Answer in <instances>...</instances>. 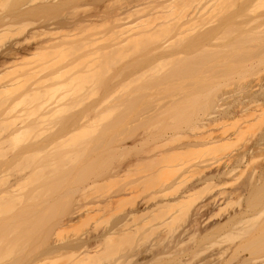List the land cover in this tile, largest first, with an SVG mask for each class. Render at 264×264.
<instances>
[{"label":"rangeland","instance_id":"1","mask_svg":"<svg viewBox=\"0 0 264 264\" xmlns=\"http://www.w3.org/2000/svg\"><path fill=\"white\" fill-rule=\"evenodd\" d=\"M14 1L16 3L17 0ZM38 1L39 0H33V2ZM110 1L111 0H109V2L105 0L98 4V0H72L70 2L67 0V4H65V0V3L63 2V6H61L63 4L61 3L58 5L61 7L58 8L56 6L57 9H52V11L49 10V12L47 13L45 11H43L44 13H39L40 11H36L34 13L38 12L37 14H26V16L19 18V24L8 27L6 31L0 35V60L2 61L0 64V86L5 85L2 87V89L5 88L6 90H3L2 93H5V95L0 94L2 96H0V99L7 100V102H5L6 100H1L0 102V114H2L0 115V137L3 138L2 142L0 141V143L2 144L0 145L3 146V149H1L0 151V161L2 159H5L7 161L8 159H6V154L3 153H7V156H9L11 152L14 153L15 151H19L22 145H25L26 143L28 144L26 145L28 147L25 146L26 149L23 147L24 151L22 148V151L20 150L21 153H24L30 148V143H33V149L35 148L36 143L38 145L41 144L42 146L44 144V147L46 146L48 148L49 146H53L52 148L59 146L62 139L65 140V138H69L66 137L67 135L63 130H65V132L70 131L72 127L76 129V127L80 123H78V120L80 121V119L84 122H81L83 125L87 122V127L84 125L85 128H88L89 125L93 126V124H97L96 126H93V129L95 127L96 129L99 128L97 129L99 130L98 132H96V130L93 131V129H90L94 132V134H92L89 128L86 129L91 133L90 135L88 134V136L85 137V135H87L86 130L83 126L82 129L81 125H79L80 129H82L81 131H77L79 127L78 126L75 130V133H78H73L74 135L72 134V136L69 134L70 137L74 136L73 138H81L83 137V135H80V133H82L84 134L83 138H87V140L89 138L93 140L97 138V135L99 137L97 138L98 140L95 141L97 143L96 146H93V143L95 144V142L91 143L89 141V143L86 140V144H90L93 147H89L84 144L86 145V147H84V149L82 148V151H80V153L78 148H80L81 146H77L78 148L76 147L75 149L78 150L76 151L74 148H72L74 149L73 151L75 153L72 150L71 153H64L62 155V159L60 156L62 153L59 152L58 154L59 150L57 147V154L55 152L56 155H51L56 157L55 160L57 162H55L54 166H56L57 164V169H54L53 166V169L51 168V166L50 168L46 167L45 164V167H42L44 159L46 163L47 160H49L48 158L46 159V157L43 156L44 153V155L48 154L49 157L50 152L47 148L46 149L48 151H46L45 149V152H43L42 150L43 153L39 152L36 155V153L34 152H36L37 150L40 151L39 149H41L40 147H37L35 149L36 151L33 152L35 156L33 155V153L31 154L29 152L31 154L29 155L30 157L25 154L27 153L25 152V155L23 154L24 160L22 158V160L16 165H12L15 162H11L10 165L12 166H10V162L6 164L5 160H2V163L4 164V166H6L7 170L5 171L3 180L1 178L2 172L0 174V191L3 192L4 189L6 191V188L9 189L10 186L12 190H9L10 193H8L7 190V196L5 192V197L0 199V264H80L81 261L79 260V256L81 255L77 256L79 253H60L52 251V249L57 248V246H60L62 244H66L71 239H76L85 235L91 236L93 242L96 239L99 240L109 228L116 225V223H118L124 217H127L129 219V226L135 231L132 229V232H134H130L131 234L129 233V235L124 238L122 237V239H117L118 237H116V239L111 238L113 240H110V238H108L106 242L103 240L102 244H100L96 249H91V251L97 250L96 253L98 254L94 256L92 254L93 257L91 256V260H88L89 263L86 261V264H107L108 262L110 264H113L115 261H117L118 264L124 261V264H264V175L262 177V172L264 170V144L261 146V148H257L253 152L254 154L252 156H248L245 163L240 164L239 167L235 168L229 173L225 172L228 155L237 153L245 146L254 144L259 141L260 136L264 131V112H255L252 110L253 108L250 107L249 109H246L244 115H241L242 119L241 116H236L234 122L231 121L232 119H229L230 122L228 120L227 122L224 121L225 123L220 122L206 124L207 126L204 125L206 127L197 126L196 128L194 125H198L199 119H201L203 113L208 108H206V110L204 109V112H202V108L200 107L202 110L201 111L199 108H197L198 106H195L194 103H192V106L187 107V102V106H185L186 108L184 107V109L182 110L184 112L182 116H178L181 115V112H178L179 114L177 113L176 115L175 112L177 111V106L174 109L168 108L169 110H166V112L169 111L168 113H171V115H173V117L171 116L169 117V119L176 118V115L179 117L178 120L173 119V121H171L172 119H170L169 121L168 118H166V116H170L168 113L164 112V114H162L160 113V111H157L158 114H161L160 116H162L161 118L162 120L164 119V121L158 120L161 118L156 116V118H158V122L156 121V119V122L153 121V118L151 121L155 123L147 120L146 123L148 121H150L151 123L148 122L147 124H145V121L143 122L139 120L140 124L135 125L136 121L132 120L130 121V123L132 122L133 124V121L135 122L133 127H130V123L128 127V123L125 120L124 122L122 121L123 125L125 122L127 123L126 126L129 128L130 132H128L129 130L126 126H120L122 128L119 127V125H121L120 123L122 122L118 123L119 125L115 124L116 127L118 126L116 129L113 128V126L111 128V121L110 123L108 122V126V124H104V122L107 123L106 120L108 121V119H104V121L99 120V118H101L99 116V113L102 112L101 110L99 112V92H101V90L103 89L102 86H100L102 89L99 87V76L101 77L100 73L104 75L103 72H107V70H101L99 72V56L97 55L98 58L96 57V54H98L99 52L95 53V51H97V49H101L99 48L101 47L99 46L101 42L102 46L106 44V42H110L109 38L112 37V34H110L111 32L109 33L108 31V38H105V40L103 41L99 38V35H104L103 37L101 36V38L104 39V37L108 34L106 31L100 30V28L104 27V24L106 25L107 23L101 24L100 19L96 17H94L95 20H99H94L93 23H90L83 28H78L75 31H72V33L74 32L75 35L77 34L76 38L83 39L84 37H86L84 38V41L91 39V41L89 40L90 42L87 41V43L89 42L87 46H84L86 45L85 42L84 44H82L83 40L81 41V39H79L80 43L77 41L79 44L83 45V48L86 47L84 50L82 47H80L82 48L80 49L78 44L77 48H79L80 50L71 52L73 54H71L69 51L71 49H65V51L61 50L63 54L56 51L54 52V54L47 53V55H37L39 57L31 54L33 51H29L30 53L27 51L28 53H24L16 57L10 55L6 56L4 54L5 51H7V49L10 47V45L15 41L22 42V44L23 42L26 43L29 40V38L27 39V37H30L31 32L36 31L41 27L43 28L44 25L45 27H47L45 24L47 21L62 22L67 16H79L83 14H85L86 16H93L94 14L97 15L99 14V12L95 13V10L99 11L98 6H100L104 2H107V4H111ZM229 1L231 0H227V3H229ZM242 1L240 2L239 0V4H241ZM4 2H0V19L4 12L5 14H11L15 8H13L12 4L15 3L12 0L7 1V3ZM224 2L222 1V3ZM263 2H260V4L257 5V8L255 7L256 10L258 9L257 11H259L258 6H260V8H263ZM227 3L225 2V4ZM235 3L236 0L233 3L231 2V6H233L232 4ZM102 5L100 6V8H102ZM236 5L237 3L233 7L234 9L236 8ZM229 6L230 5H227L229 9H226V5L222 4L221 11L224 10L228 17L230 13L232 14V12L240 16V5L236 8L238 10H230L232 7L230 8ZM253 10L254 12H252ZM253 10L251 11L252 15L253 13H256L255 9ZM224 11L221 12L223 13L221 14L222 16L225 14ZM235 11L240 12L236 13ZM93 12L94 14H92ZM243 14L241 13V15ZM129 17L132 20V15ZM242 17L244 18V16ZM235 18L238 21L237 23H239V17L237 18L235 16ZM128 19H126L125 21H128ZM241 20L243 19L241 18ZM242 22L243 21H241V23ZM234 23H236V21H234ZM99 24L103 26L100 27ZM135 24L136 21L135 23L133 22L131 26L129 24V28L134 27ZM252 24L254 25V23ZM239 25H236V27H239ZM242 25H246L244 30L246 28H249L250 26L249 24L244 23ZM247 25L249 26L247 27ZM229 26L231 27V25ZM234 26L232 27L236 28ZM261 26L262 25H260V28ZM106 27L107 30H110V28H108V24ZM127 27L128 25L126 26V28ZM232 27L231 29L229 28L230 34L232 31ZM243 27L244 26H240V28ZM240 28L238 30L242 31V29ZM236 29L235 31L237 32V34H240L241 31L239 32ZM225 30L227 29L225 28ZM262 30L264 29L262 28ZM235 31H232V34H236ZM100 32H104L105 34H107H101ZM226 32H223L220 35L222 37V40L226 39V41H228V38H223L222 36V34ZM263 32L264 31L258 32L257 36H263ZM259 33H262L263 35H259ZM227 34L229 35V31L226 33V35ZM235 34H233V37ZM228 35L226 37H228ZM46 36L47 35H45V38ZM230 37L231 35H229V39ZM24 39H26L27 41H24ZM34 39H30V43L28 42L27 44L31 45V42L34 44ZM258 41L256 43H258ZM103 42L105 43L103 44ZM259 42L262 41L260 40ZM256 43L254 41V44ZM262 44H264V42ZM29 45L25 47L30 48ZM76 45L77 44H75L74 46L75 48ZM259 47V49L263 52L264 50L262 49V45ZM75 48L74 50H77ZM226 49L219 50L218 54L217 52L215 53V60L212 59L214 64H217L216 58L219 53L224 52L226 57L228 53L230 54V52H228L229 50L226 54ZM234 51L237 52V50L235 49ZM255 51L259 53V50L256 49ZM57 52L58 55L55 56ZM130 52L131 54H133L131 50L128 51V54H130ZM203 54H205V52H203ZM209 54L210 58H214L215 55L212 52ZM211 54H213L214 56H211ZM130 55H127L129 57V60L132 59L133 55L135 54L131 56L132 58H130ZM225 55L223 56L225 57ZM260 55L259 61L255 62L256 59L254 61L252 60L254 62H252V64L254 65L251 66L250 64L251 67L246 61H244L246 62L245 64L247 66L242 69L245 73V75H243L245 79H242L245 81V84H248L249 86L247 85V88H245L246 85H244V91H242L243 93L240 92L243 99V95H245V98H249V94H256L255 91L257 89L258 92H263L264 52ZM127 56L126 60H128ZM220 57H218V59ZM210 58H207V60H209ZM227 58L228 61L229 58L231 59L229 55ZM233 59L236 58H232V62ZM205 60V63H203H208V61ZM212 60L209 62H212ZM226 61L227 60L224 61L225 63H221V61L219 63L218 60L219 66L220 64H222V66L224 65L225 68L227 67L226 70L223 67V69L225 70H222L224 71L223 73H219L220 69L218 70V68H220L221 66L215 67L216 64L215 66L213 64L215 70L211 66L215 73L217 70L219 75L221 74V77L216 79V76L214 75V78L211 73H209L212 70L211 69L210 71H208L209 75L214 78L211 79V81L213 82L211 84L215 83L216 86H211L208 84L206 85L209 86V89L212 88L211 90L213 91V87H216L218 91H222H220L221 93L219 92L217 95L215 94L216 96H220L225 90L224 94L226 93L227 98H229L228 101L225 99L223 100L224 105L221 108L223 112L236 107L239 103V101L237 100L242 99L237 98L240 95L236 91V87H238V85L241 86L242 83H239L241 81L240 77L242 74H240V71L239 77L238 70L240 69H238L239 66L237 68L238 63L235 67H233V62L231 64L232 67L229 66L228 68V66L225 65ZM230 61L227 62L228 65H230ZM85 65H92L91 67L94 66V68H87L88 66L84 67L88 70L91 68V70H89V73L85 71L86 69L80 70V68ZM116 66H112L115 73L117 71L115 70ZM168 66L169 65H167V67ZM209 67L210 66H207L206 69L209 70ZM109 69L107 72L108 74L105 75V78L107 75L112 74V69ZM75 71L79 72V75L84 76L83 78H87L89 74H94L96 72L93 78L95 81L92 79V75H89V80L87 79L89 82L84 81L82 77L80 80L77 72L76 74H74ZM83 73L85 74L83 75ZM205 73V75H207V71H205ZM86 74L88 75L86 76ZM122 74L118 76H120V78L122 76L125 78V76L128 75V72L124 71ZM140 74L137 73V76ZM201 74H203L204 77H201L200 75L197 76L198 74H196L195 76H197V78L199 79L201 78L202 80L204 78L207 79L208 76L205 77L204 73L202 72ZM230 74H232L233 76ZM142 75H140L139 77H141ZM229 75L232 77L229 78ZM71 76L72 78H77L76 81L73 80L75 81V85H69L68 83L70 82L69 80ZM132 76H134V78L136 77V79L138 80L134 79ZM132 76H127V78L125 79L132 78L134 79V81L136 80L138 83H141L142 81L140 80L145 78V76H143L139 79V77L137 78L136 74ZM102 77L104 78V76ZM113 77L114 76L112 74L110 77L111 80L107 78V81L109 79L110 83L114 82L112 81ZM120 78L119 81L122 80H120ZM38 79L39 81H44L45 84L58 83L54 84V86L56 85L55 88H58L57 95H66V98L68 99H72L74 96L75 98H77V95H79L80 97V93H82L83 95V93L86 92V94L84 95V99L82 98L83 100L81 98L76 99L77 101L74 99L75 102L72 103V100L69 99L71 102L70 105L69 101L66 99V103H69V106L65 103L64 105L58 106L57 109L54 108V111L56 112L52 110L49 114H43V121H53L54 124L41 125L38 124V119L42 121L41 115L38 117L37 115H39V113L43 112L44 110L42 111L37 107L38 111L36 110L37 113H35L36 108L34 107V109V105L30 104L32 105V107H29L31 108V110H28L27 112L26 110H24V112L28 114L26 118V114L23 113L22 109L25 106L28 107L29 105L27 106L24 104H20L18 103L19 101H16L19 92L26 90L25 87H28L27 84L29 85ZM189 79L191 80L190 77ZM77 81L79 82V84L81 82L84 83V85L81 83L82 85L78 86L79 89H76L78 88L76 87L78 85L76 84L78 83ZM104 81H106V79ZM127 81H129V83ZM182 81L184 82V80ZM198 81L194 82L197 83ZM257 81H261L262 84H257L254 90H252L253 88L250 89L252 83L256 84L258 83ZM97 82L98 84H96ZM126 82L125 84H127V87H130L129 89L132 91V88H135V86L131 88L134 83L131 81V85L130 80H126ZM183 82L180 81L181 84ZM249 82H251V84H249ZM177 83L175 85L179 84ZM189 83L195 84L193 83V81L192 83L191 81ZM7 84L11 85L8 86ZM13 84L16 85L13 86ZM60 84L63 87H60ZM173 84L174 83H169L170 86L172 85V89L175 90V88H173L175 85ZM200 84L198 85H200L201 89L206 87H203L204 84L202 85L201 82ZM258 85L261 86L262 90L259 89L260 86ZM81 86H84V88H81ZM157 86L158 85H156V87L153 86L155 88L154 90L153 87H151L145 90L142 89L141 91L137 90L136 87L132 95H135L133 97H137L140 94V98L139 96L135 98L138 102H140L141 100L144 102L146 98H158L160 97L159 94H154V92H151V90H159ZM53 87L52 89H54ZM178 87L180 88V86ZM243 87L242 89H240L243 90ZM67 90H69V92ZM50 91L52 90H49L45 94L50 93ZM76 91L80 93L77 94ZM136 91H139L140 93ZM142 91L145 92L143 93ZM206 91H208V89H204V92ZM228 91L230 92V94ZM238 91H240L239 88ZM162 92L163 91H161V93ZM176 92H178V90ZM6 94H9V99H11L10 97H13V95L16 97L14 99L12 98L13 101H11L8 100V96ZM165 94H163V96H165ZM43 96L41 98H47L49 94L45 95L44 97ZM163 96L161 98H163ZM166 97L169 96L167 95ZM204 97L205 96L203 95L202 98L204 99ZM202 98H200V100ZM79 99H81L82 101L80 100L78 102ZM148 100L146 101L148 102ZM200 100L195 103L197 105L201 104ZM234 100L238 103L233 102ZM244 100L246 101L247 98ZM96 101H98V106H95L94 108ZM153 101L154 100H152L151 103ZM140 103L137 104V107L138 105H140ZM232 103L237 104L233 105ZM144 104L141 103V105L144 107L142 108L143 110H145V107L147 106V103L145 104L146 106H144ZM206 104H204V106ZM91 105L93 106L91 107ZM184 105L186 104H183V106ZM207 105H209L208 107L211 106L210 108H212L213 106L212 103L211 105ZM36 106H39V104L37 103ZM133 106H135L134 103L131 108L136 112V110H134L135 107ZM151 106L153 105L151 104ZM148 107L149 106H147V109ZM172 109L175 110L173 114L172 112H170L172 111ZM181 109L178 108V110ZM212 109H210V111ZM137 110L139 111V108H137ZM126 111L131 113L132 110H130L129 108L128 110L126 109ZM53 112L54 114H52ZM206 112L209 113L208 110ZM206 112L204 113L205 116ZM194 113L199 114H197V120L194 119L195 117H192L195 115ZM18 114H25V116L23 117L24 119L26 118L27 121L25 120L24 124L21 123V120H23L21 118L23 117L19 118L20 116H17ZM83 115H85L86 117ZM129 115L132 116V113ZM80 116L83 117L81 118ZM35 118L38 120V122ZM112 119L113 118H110L109 120ZM131 119L132 118H130V120ZM193 121L194 123H197L198 121V123L194 124ZM73 122L76 124L75 127L74 124L72 125ZM101 124H104L106 128L110 127L111 129L109 128L110 130L107 129L103 132L102 130H105V127ZM17 127L24 128V130L20 128L21 132H24L27 129V131L22 134L19 132L20 135L18 134L17 136L20 139H18V137L16 136L17 133H12V131ZM126 128L127 131L125 132ZM53 130H62L63 135L60 134L61 131L59 132V134L54 135ZM71 131L73 130L71 129ZM91 135L95 137H92ZM220 136L226 137V140L224 142L228 143V145H225V148L223 147L221 149L217 148L208 150L206 148L207 146L205 147V141L208 140L209 137ZM14 137L17 138L18 141H12V138ZM52 139L53 143L50 144L49 142H52L50 141ZM57 141H59V144L56 143ZM47 143H49V146H47ZM81 145L84 146L83 144ZM119 145L120 147L117 148ZM32 148H30V150H33ZM50 150L54 151L55 149ZM53 151L52 154L54 153ZM21 153L20 155L18 153L19 156L17 157H20L22 155ZM26 155L28 157H26ZM12 156L13 155L11 154V158H14L16 154L14 157ZM51 156L50 159L52 160ZM11 158L10 160L8 159V161H13L15 159ZM20 158L16 159L19 160ZM34 158L35 160L33 161ZM42 158L44 159L42 160ZM16 159L14 161H16ZM41 160L42 163H39L41 162ZM3 164H1L2 167H4ZM53 164L51 162L49 165ZM7 165H9L10 167L8 168ZM210 176H212V178L210 180H207V178ZM256 182H262V185L260 187L257 186L256 188H254L253 184ZM160 186L164 187L165 189L166 195L163 198L155 194V191ZM126 188L128 190H126ZM11 191L16 193V196L14 195L15 198H13V200H11L12 198H9L10 196H8V194H13V192L11 193ZM20 195V199H16V197L19 198ZM159 205H161L160 207L162 208H158ZM133 206H137V209H139L140 211L135 213L134 215H126L127 213H131V210H133ZM76 208L80 209V213L78 212L79 209ZM74 210H78V213H75L76 215L72 214ZM163 214H166L165 216H168L166 217V220H164V217L162 218ZM162 220H164L165 222H161ZM174 241L181 242L179 244H176ZM111 261L113 262L111 263ZM117 262L114 264H117Z\"/></svg>","mask_w":264,"mask_h":264},{"label":"bare ground","instance_id":"2","mask_svg":"<svg viewBox=\"0 0 264 264\" xmlns=\"http://www.w3.org/2000/svg\"><path fill=\"white\" fill-rule=\"evenodd\" d=\"M2 1L3 2L5 1L4 3H7V1H10V0H0L1 3H2ZM12 1L15 3L14 0H12ZM68 1L70 2L72 0H68ZM98 1H99L98 4H100L101 2H103L105 0H101V1L98 0ZM106 1L109 2V0H106ZM117 1H118V3H117ZM222 1L223 2L225 1L227 3V0H124V1L121 0V2H120V0H114V1L111 0L110 1L111 4H109V3L107 4V2L106 3L104 2V3H102L104 5L101 4L102 5V8H100L101 5L98 6L99 11H96L95 10V13L99 12V14H97V15L94 14V12H93L92 13V14H94L93 16H90V15L89 16L88 15L86 16L85 14H83V15H79V16H67L66 18H64V20L62 22L61 21H58V22H55V21H47L45 23L47 27H45V25H44L43 28L41 27L40 29H37L36 31H33V32L30 33V37H32V38H30L29 36L27 37V39L29 38V40L30 39H34V38L36 39V37H37L36 40L35 39L33 40V41H35L34 44L32 42H31V45L27 44L29 42V40L27 41L26 39H24V41L25 40L27 41L26 43L23 42L24 45L22 44V42L15 41L13 44L10 45V47L7 49V51H5L4 54L6 56L7 55H10V56L16 57V56L22 55L24 53L26 54L29 51H31V52L33 51L31 54L35 55L36 57H39L37 55H44V54L47 55V53H53L54 54V52H56V51L61 52L63 54L62 51L63 50L65 51V49H68V50L71 49V50H69L70 53L71 52H75V51H79L80 49L83 48V45L82 44H84V42H85L86 45H84V46H87V44L91 41V39L88 38L90 41L87 40V39H85V40L89 41L87 43V41H84V38H86V37H84V38L82 37L83 39L76 38L77 34L75 35L74 32L72 33V31H75L78 28H83V27L87 26L88 24L93 23L94 20H95L94 17H96V18H99L100 19L101 24L102 23H107L108 24V28H110V30H107V27H106L107 24L106 25L104 24V27H102L103 25L99 24L100 27H102V28H100V30L101 31H106L107 33L109 31V33L111 32L110 34H112V37L110 36L111 38H109L110 39V42H106V44H104L105 42H103V44L105 46L104 45L102 46V42H101L99 44V46H101L99 48H101V49L100 50L97 49V51H95V53L96 52H99L98 54H96V57H97V55L99 56V72L101 70H103V71L104 70H107V72H108V69L110 67L117 65L115 67L116 68L115 70H117L116 71L117 74L115 73L113 67L110 68V69H112V74L114 76L113 79H112V81L117 82V83H114V82H111L110 83L109 82L111 80L110 77H111L112 74L107 75L106 78H105V75L108 74L106 71H105L106 73L103 72L104 75L102 73H100L101 74V77L104 76V78L102 77L103 79L99 76V87L102 86L103 89H104L103 90L100 87L103 91L101 90V92H99V103H98L99 104V112H100V110L102 111L101 113H99L100 114L99 116L101 117V118H99V120L104 121V119H108V121L106 120L107 123L104 122V124L107 125L108 122L110 123V121H111L110 127L112 128V126H113V128L116 129L118 127V126L116 127V125L118 123L122 122V121L124 122V120L128 123V125H127L126 122L123 125V122H122V123H120L121 125L118 124L119 127L120 126H126V125L129 127L130 124H131L130 127H133V125L135 123L134 121H136L135 125L136 124H140L139 123V120L140 121H143V122L145 121L144 122L145 124H147L148 122L149 123H151V122L152 123H155L157 121V119H158V118H156V116L159 117V118H161L162 116H160L161 115L160 113L164 114V112H166V110H169L170 108H173L174 109L176 106H177V111L175 112V110L172 109V111H170V112H172V114H173V112H175L176 115H177L178 112H181L180 113L181 115H178V116H182V114H184V112L182 110L184 109L185 106H187V102H188V106L187 107L192 106V103H194L195 106H198L197 108H199L200 110L202 108V110H203V111L201 110L202 112H204V109L206 110V108H208L207 110L209 111V113L206 112L207 110L205 111L206 112V116L204 114L205 112L203 113V116H205V117L202 116L201 119H199L200 118V116H199V118H198L199 119V123L197 121L198 125H194L196 128H197V126L198 127L199 126H204L206 124H213V123H220V122L225 123L229 119H232L231 121L234 122V119H236L235 118L236 116L238 117V116L244 115L246 109H249L250 107L253 108L252 110L255 111V112H260V111H261V113L264 112V89L262 90L260 85H258V86H260L259 89L262 90L263 92H258V89H257L255 91L256 94H252L251 93V94H249V98L246 97L247 98L246 101L244 100V99H246L245 98V95H243L244 96V99H243L242 95L240 94V92L243 93L242 92V91H244V87L243 86L246 85L245 84V81L243 80V79H245L243 77V75H245V73L242 70V69H244L247 66L245 63L247 62L249 64V66H250V64H251V66L254 65V64H252V62L255 59H256L255 62L256 61H259V57L261 56L260 54H262L264 52V51L262 52L259 49L260 48L259 46L262 45V49L264 50V44H262L264 42V39H262V38H264L263 37L264 35L261 33L263 35V36H261L262 38L260 36H257L258 35V32L264 31V30H262V28L264 29V27H263V24H264V11H263L264 2L263 1L264 0H243V1L240 0V2L242 1L241 4H239V0H236L237 5L235 7L237 8V6L240 5L239 6V9L241 8L240 9L241 10V13L242 14L243 13L245 14V15L244 14L241 15V13H240V16L241 17L238 14H234V12H232L233 15L230 13L229 14V17H228V15L226 14V12L224 10L223 11L226 14V16H225V14L222 16L221 15V14H223V13H221V12H223V11H221L222 10V4L226 5V9H229L227 7V5H230L229 7L230 8L232 7L230 10L234 9L233 7L236 4V3L235 4H232L233 6H231V2L233 3V2H235V0L234 1L231 0L227 4H225V2L222 3ZM63 2L65 3V0H39L38 2H33V0H21V1L20 0L18 1L17 0L15 4H12L13 5V8L15 7L14 8V11L13 12L11 11L12 12L11 14H7V13L5 14V12H4V14L1 16V19H0V35L3 34L8 27L13 26V25H16V24H19V22H20L19 21V18H21L23 16H26V14L29 15V14H32V13H34L36 11H40L39 13L45 11L47 13V12H49V10L52 11V9L54 10V9H57V7L59 8V7L63 6L64 5ZM113 2H114V4L116 3L118 5H116V4L114 5ZM260 2H263V5H262L263 8H260V6H258L259 7V11L261 10L259 12V11H257L258 9L256 10V8H257V5L260 4ZM61 3H63V4L61 6H58ZM65 4H67V0H66V3ZM253 9H255L256 13H253V15H252V12H254ZM236 10H238V9H236ZM243 10L246 11L247 13H248V10H249V13L252 10L253 11L250 14L249 13L247 14ZM228 12H230V11H228ZM235 12L236 13L237 12L239 13L240 11H235ZM257 12H259V13H257ZM37 13H34V14H37ZM254 14H256V15H254ZM131 15H132V20L129 17ZM249 15H251L252 17L249 16ZM235 16L237 18L239 17L238 19H240L239 20L240 21L239 22L240 25H239V23H237L238 21L235 18ZM242 16H244V18L248 17L249 19L248 18L244 19ZM128 17H129V19H128ZM231 17H232V22L233 23H234V21H236V23H234L235 26L231 22ZM228 18H230V19H228ZM233 18H234V20H233ZM241 18L243 20H241ZM99 19H96V20H99ZM126 19H128V21H125ZM135 21H136L135 26L129 28V24L131 26V24L133 22L135 23ZM138 21H139V23H138ZM241 21H243V22L241 23ZM250 21H252V22H250ZM243 23L244 24H249V25L252 24V23H254V25L253 24L250 25V26L247 25V27L249 26V28H246L244 30V28H245L246 25H242ZM126 24L128 25L127 28H126V26H127ZM229 25H231V27L232 26L236 27V25L237 26L239 25V27H236L237 29L232 27V31L233 32L235 31V29L237 31H239L238 29L240 28V26L241 27L244 26V27L243 28H240V29H242V31L240 30L241 31L240 34H237V32L235 31L236 34L233 33V34H235L234 37H233L232 31H231V34H230L231 27ZM260 25H262L261 28H260ZM225 28L227 30H225ZM258 28H260V29H258ZM49 29H51V30H49ZM57 29H60V30H57ZM102 29H104V30H102ZM226 31L227 32L229 31V35H231L230 39H229V35L228 34H227L228 37H226L227 36L226 35V33H227ZM223 32H226V33L222 34L223 38L224 37L225 38H228L227 39L228 41H226V39H223V40L221 39L222 37H221L220 34L223 33ZM242 32H245V33H242ZM103 33L104 32H102L101 34H103ZM109 33L107 35L104 33L106 35L104 37V39L101 38V36L103 37L104 35H101V36L99 35V38L103 41V40H105V38H108L107 36L109 35ZM261 34L259 33V35H261ZM45 35H47L46 38H45ZM40 36H42V37H40ZM79 39H81V41L83 40L82 44H79L80 43L79 42ZM258 40L259 41L261 40L262 42H259ZM254 41H255V43L258 41V43H256V44H261V45L254 44ZM252 42H253V44H252ZM75 44H77L76 45V48L74 47ZM78 44H79V48L80 47H82V48H80V49L77 48L78 47ZM28 45L30 46V48L29 47H25V46H28ZM129 46H130V48H129ZM70 47H72V48H70ZM226 47H227V49H226ZM74 48L77 49V50H74ZM85 48L86 47H84L83 50ZM221 49L222 50L223 49H226V51H225L226 54H227V51L229 50L228 52H230L231 56L228 53L227 54V57L229 55V57H231V59L232 58H236V59H233V62H234L233 67H235L236 64L238 63L237 64V68L239 66L238 69H240V70H238L239 77H240V74H242L241 77H240L241 78V81L239 79V81H240L239 83H241V82L243 83V81H244L243 84L241 83V86L238 85V87H236V91L241 96V97L239 96L237 98L238 99L239 98H242V99L241 100L240 99L237 100V101H239V103L237 101H235L236 100L235 99L233 102H237L238 105L236 107L232 108L231 110H227L225 112H223V110L221 109L222 106L224 105L223 100L225 99V100L228 101V98H229V97L227 98L226 93L224 94V91L225 90L223 91V94H221L222 96L220 94H219L220 96H216L221 90L218 91V89H216V87H213V89H214V91H213V90H211L212 88L209 89V86H206L207 84L208 85H211V86H216L215 83L214 84H211V83H213L211 81V79L213 77L215 78V76H216V79H218L219 77H221V74L219 75V73H223L227 69V67L225 68V66L224 65L222 66V64H220L221 67L218 65L220 63V61L222 63L225 60H227L225 65H227L228 68H229V66L232 67V65H231L233 63L232 60L229 58V61L231 60L230 61L231 63H229L230 65H228L227 64V62H229L228 61V58L226 57L225 53L224 52H221V51H220L221 53H219V55L216 58L217 64L215 63L216 64V66H215V64H214V62H213L212 59L215 60V57H216L215 53L217 52V54H218L219 50H221ZM234 49L237 50V52H235ZM256 49L259 50V53L255 51ZM130 50L135 55L131 54V52H130L131 55L128 54V51H130ZM58 52L55 54V56L58 55ZM203 52H205V54H203ZM211 52L215 55L214 56L213 54H211V56L213 55L214 58H210V56H209L210 54L209 53H211ZM92 53H94V52H92ZM62 54H60V55H62ZM71 54H73V53H71ZM127 55H130V58H132L131 56L133 55V58L129 60V57ZM223 55H225L226 58ZM126 56L128 57V60H126ZM134 56H135V58H134ZM218 57H220V58L218 59ZM207 58H210L212 60V62H209L211 60L210 59L207 60ZM220 59H223V60H220ZM204 60L205 61H208V63L206 62V64H204L205 63ZM218 60H219V63H218ZM234 60L236 61V63H235ZM248 60H249L250 63L248 62ZM244 61H246V62H244ZM1 62L2 61L0 60V64H1ZM209 63H212V64H209ZM213 64H214L215 67H218V66L220 67V68H218V70L220 69L219 70L220 71L219 73L217 72V70H216V73H215V71H213V69L215 70V67L213 66ZM167 65H169V66L167 67ZM86 66H88V65L83 66L82 68H80V70L86 69V68H84ZM91 66L89 65L87 68H89ZM207 66H210L209 67L210 68L209 70L206 69ZM211 66L213 67V69H212ZM223 67L225 68V70L223 69ZM91 68H94V66L91 67ZM91 68L89 70H91ZM203 69H204V72H203ZM89 70L86 69L85 71L89 73ZM222 70H224V71H222ZM77 71H75L74 74H76ZM122 71L123 72L124 71H127L128 72V75H126L125 78H127V76L131 77L134 74H136V76H137V73L138 74L141 73L140 75L143 74L141 77L145 76V78H143V79L140 80V81H142L141 82L142 84L141 83H138L136 81L138 79H136V77L134 78V76H132V77L134 79H136L135 80L136 82L132 78L125 79L123 76L120 78V76H118V75L122 74L123 73ZM205 71H207V75H205L206 74ZM208 71H210L209 73H211V75L213 77L211 75H209ZM92 72H94V71H92ZM151 72H153V73H151ZM201 72L204 73L205 77L208 76L207 79L204 78L202 80L201 78L200 79L197 78V76H199V75L201 77H204L203 74H201ZM213 72H214V74H213ZM239 72H240V74H239ZM78 73L79 72H77V75H79ZM95 73L94 74L93 73L92 74H89L90 76L92 75L91 76L92 79L94 78ZM109 73H111V72H109ZM80 74H81V72H80ZM84 74L85 73H83V75ZM196 74H198V75L195 76ZM87 75L88 74H86V76ZM89 75H88L87 78L85 77L86 80H85V78H83L84 76L79 75L80 80H81V77H82L84 79V81H88L90 79ZM122 75H125V74H122ZM140 75H138L137 78ZM225 75H223V76H225ZM230 75H232V74H230ZM115 76H116V79L118 78L117 79L118 81L115 79ZM193 76H195L198 80H201V81H198ZM232 76H230L229 78H231ZM141 77H139V79ZM189 77L191 78V80L189 79ZM107 78H109L110 80L108 79V81H107ZM119 78H120V80L121 79L122 80L119 81ZM39 79L38 80H35L34 82H32L29 85L27 84L28 87H25L26 90H23L22 92L21 91L19 92L18 97L19 96H21V97H19V98L17 97V100L16 101H19L18 103H20V104H24V105H27V106L29 105L28 107L25 106L22 109L23 110V113H25L24 110H26V112L28 110H31V108H29V107L30 106L32 107V105H30V104H33L34 105L33 108L34 107L36 108V109L34 108L35 109V113H37L36 110L38 111V109H41L42 111L43 110L46 111V112L43 111L44 113L41 112V113H39V115H37V117L41 115V120L42 121H40V119H38L40 123L35 118L37 120L38 124H41V125L42 124H47V125L48 124H51V125L54 124L53 121H43L44 120V119H42V115L43 114L44 115H46V113L49 114V113H51L52 110L53 111L55 110L54 108L57 109L58 106L64 105L66 103V99L69 101V103L71 105L70 100H72V103H74L75 100L78 99V98H81V99L83 98L84 99V95L86 94V92L84 90L83 91L85 93H83V95H82V93L78 92L79 91L78 90L76 92H77V94L80 93V97H79V95H77L76 96L77 98H75V96H74L72 99L69 98L70 99L69 100L68 98H66V95L65 96L64 95H62V96L61 95H57L58 88L56 89L55 88L56 85L54 86V84H58V83L45 84L44 81H39ZM76 79L75 78H72V76H71V78L69 80L70 82H68L69 85H71V84H74L75 85ZM105 79H106V81H104ZM179 79H182V80H184V82L185 81L186 82L184 83L182 80H179ZM185 79H187L189 82L191 81V83H192V81H193V83H195L194 81H198L197 82L198 84H200V82H201L202 85L204 84L203 87H205V86L206 87L201 89V87H200L201 84L200 85H198L197 83L190 84ZM193 79H196V80H193ZM73 80H75V81H73ZM126 80H130V82L132 81L134 83L133 85H132V82L130 83L132 85L131 88L134 87V86L136 88L139 85L138 86L139 88L137 87V90H140V91L142 89L145 90L147 88H151L153 86L156 87V85H158L157 88H159V90L153 91L155 89L153 87V90H151V92H154V94L155 93L156 94H159L160 97H158V98H160V99H158L157 97H155L156 100H155V98L154 99H152V98H146V100L149 99L148 102L146 100L144 102L141 100L142 102L141 101L140 102L142 104H144L146 102L147 104L146 103L145 104L147 106H149L148 109H147V106L144 104V106H146V107H145V110H143L142 108H144V107L141 105L140 102H138L135 99L138 96L140 98V94L137 97H133V96H135V95H132L134 93L135 88L134 89L132 88V91H131L129 89L130 87H127L128 85L125 84ZM204 80H205V82H204ZM180 81L183 82V83L181 84ZM127 82L129 83V81H127ZM175 82L176 83L178 82L179 84L177 83L178 85H175L176 84ZM81 83L84 85L83 82H81ZM81 83L80 84H79V82L76 83V84H78L76 87L82 85ZM169 83L170 84L171 83H174L173 85H175V86L173 88H175V90L172 89V85L170 86ZM259 83H261V81L258 82V83H256V84H253L252 83V85L250 86L251 87L250 89L253 88L252 90H254L255 86L257 84H259ZM96 84H98V82ZM217 84H219V83H217ZM249 84H251V82H249ZM10 85H8V86H10ZM14 85H16V84H13V86ZM193 85H194V87H193ZM247 85L245 86V88H247ZM3 86H5V85H1L0 86V88H1L0 89V94L1 95H5V93L2 94L3 93V90L6 91L5 88L2 89ZM161 86L163 88H165L166 90L163 89ZM178 86H180V88ZM52 87L54 89H52ZM60 87H63V86L60 84ZM242 87H243V90H241ZM81 88H84V86L83 87L81 86ZM238 88H239L240 91H238ZM7 89H8V87H7ZM76 89H79V87L76 88ZM204 89H208V91L204 92ZM49 90H52V91H50V93H48L49 96L47 98H45L44 96L45 95H48V94H45V93H47ZM177 90H178V92H176ZM252 90H251V92H252ZM67 91L69 92V90H67ZM80 91H82V90H80ZM161 91H163V92L161 93ZM171 91H173V92H171ZM212 91H213V93H212ZM136 92H139V91H136ZM257 92H258V95H257ZM7 93H8V91H7ZM147 93H149V92H147ZM147 93H145V94H147ZM165 93L166 94L168 93L167 95L169 97H166L167 95ZM43 94H44V96H43ZM163 94H165V96H163ZM229 94H230V92H229ZM161 95L163 96V98L164 97L165 98L164 99L161 98L162 97ZM203 95L205 96L204 99L202 98ZM252 95H254V96H252ZM42 96L44 98H41ZM15 97L16 96L13 95V97H10L11 99H9V96H8V100L13 101L12 98L14 99ZM200 98H202L201 100L203 102L200 100ZM230 98H231V96H230ZM18 99H21V100H18ZM81 99H79L78 102ZM1 100L3 101V100H6V99H0V102H1ZM152 100H154V101L151 103ZM164 100H166V101H164ZM199 100H200V103L201 104L197 105L196 103ZM136 101H137V104L140 103V105H138V107H137ZM161 101L162 102L164 101V102L162 103ZM189 101L191 102V104H190ZM5 102H7V100ZM97 102L98 101L95 102L96 104L94 105V108H95V106H98L97 105ZM37 103L39 104V106H36ZM133 103L135 104V106H133V107H135L134 110H136V112L133 111V109L131 108V106L133 105ZM150 103L153 106H151ZM206 103L207 104H210V105L212 103V105H213L212 108L213 109L210 108L211 106L208 107L209 105H207ZM226 103H228V102H226ZM237 103H232V104L234 105V104H237ZM183 104H186V105L183 106ZM194 104H193V106H194ZM204 104H206L207 107H206V105L204 106ZM92 106L93 105H91V107ZM37 107H38V109H37ZM136 107L139 108V111L137 110ZM129 108H130V110H132L131 111L132 116L129 115L131 113H129L128 111H126V109L128 110ZM178 108H180V109L182 108V109L181 110H178ZM209 108L212 109V110L210 111ZM59 109H61V108H59ZM48 110H50V111H48ZM57 111H59V110H57ZM151 111H153V112H151ZM157 111L158 112L160 111V113L158 114ZM54 112H56V111H54ZM54 112L52 114H54ZM168 112L169 111H167L166 113H168ZM166 113H165V115H166ZM25 114H23V115H19L18 114L17 116H20L19 118H21V117L25 116ZM168 114L170 116H166V118H168L169 121H170V119H172L171 121H173V119L174 120L175 119L178 120V118H179L178 116L175 115L176 118H170L169 119V117H171V116L173 117V115H171V113H168ZM197 114L198 113H196L192 117L193 118L195 117L194 119H196V117L199 115V114L198 115ZM0 115H2V114H0ZM27 115L28 114H26V118H27ZM83 116H85V115H83ZM187 117H189V116H187ZM26 118L25 119H24V117L21 118V119H23V120H21V123L24 124ZM110 118H113V119L112 120H109ZM130 118H132V119L130 120ZM153 118H154L153 121H155V119H156L155 122L151 121ZM241 119H242V116H241ZM132 120H134L133 121V124H132V122L130 123V121H132ZM147 120H150L151 122L148 121L146 123ZM158 120H162V118L161 119H158ZM191 120H193V119H191ZM196 120H194V121H196ZM162 121H164V119ZM194 121H193V123H194ZM238 121H239V119H238ZM74 122L72 123V125L74 124V127H75L76 124ZM79 122L80 123L81 122L84 123L83 121H81V119H80V121L78 120V123ZM143 122H141V123H143ZM229 122H230V120H229ZM80 123H79V125H81V127L82 126L84 127V125L87 127V124H86L87 122L84 125L82 123L81 124ZM100 123H99V125H100ZM197 123L195 122L194 124H197ZM104 124H101V125L104 126ZM96 125L97 124H95V125L93 124V126H96ZM93 126H90L89 125V127H88L89 130L90 129H93ZM108 126H109V124H108ZM206 126H204V127H206ZM77 127H76V129H77ZM83 127H82V129H83ZM104 127H105L104 128L105 130H102L103 132L110 128V127L109 128L108 127L106 128V126H104ZM20 128L21 127H17L16 129H14L12 131V133H15V134L17 133L16 134V136H17L19 134V132L22 134L25 131H27V129H26L24 132L23 131L21 132L20 131ZM88 128H85L84 127L85 130L88 129ZM120 128H122V127H120ZM123 128H125V127H123ZM127 128H126L125 132L127 131ZM21 129L24 130V128H21ZM71 129L73 131H71ZM71 129H70V131H66V132H65V130H63L64 133L67 135L66 137H69V138H65V140L62 139L59 146H56L54 148H52L53 146H49V143L50 144L53 143V139L50 140L52 142L47 143V146H49V148L46 147V146L44 147V144L42 146L41 144L38 145L36 143V146L33 149L32 148V144L33 143L32 144L30 143L31 145L29 144V146L33 150H30V148H29L28 150H30V151L26 150L25 152H27V153H25V152L24 153L29 156L34 151H36L35 149L37 147L38 148L40 147L41 148V149H39L40 151L37 150L38 152L37 151L34 152L37 155V153L42 152V150H43V152H45L44 150L47 148L49 150V152H50L49 157H48L47 152H46L47 155H44L43 152L42 153H43V156H45L46 159L48 158L49 160H47V163H46L45 162V159H44L45 157L42 158V160L44 159V161H43L44 163L42 164V167H45L44 166V164H45L46 167H49L50 168V166H51L52 169H53V167H54V169H57L56 168L57 167V164H56V166H54L55 165V162H57L55 160L56 157L55 156H51V155H54L55 152L57 154V149H56L57 147H58V150H59L58 151V154H59V152L62 153L60 155L61 156V159H62V155L64 153L65 154L66 153H71V150L73 151L77 146L78 147L81 146L80 147L81 149L77 147L79 149V152H80V151H82V148L84 149V147H86V145H87L86 144L87 138L86 139L83 138L84 137V134H82V133H80V135H83V137H81V138L80 137L79 138H73L74 136L73 137H70L69 134L72 136V134L75 133V130H76L73 127ZM82 129H80V126H79L78 129H77V131H79V130L81 131ZM97 129H99V128H97ZM97 129L95 127L93 129V131L96 130V132H98L99 130H97ZM66 130H69V129H66ZM128 130H129V128H128ZM60 131H58V130L54 131V135L55 134H59V132H60L61 135H63L62 130H60ZM90 131L92 132V134H94V132L92 130H90ZM90 131H87L86 130V134L87 135H85V137H87L88 134L90 135V133H91ZM128 132H130V130ZM76 133H78V132H76ZM96 134H95V136H96ZM95 136H92V137H95ZM15 137L12 138V141H14V142L18 141L17 138H15ZM96 137L98 138L99 136L97 135ZM97 138H95V139L92 138L94 141L89 138L87 141L88 142L90 141L91 143H93L96 140H98ZM2 139L3 138L0 137V141L1 142H2ZM18 139H20V138L18 137ZM225 140H226V137H221V136L220 137H209L208 140L205 141V147L207 146L206 148L208 150L217 149V148L221 149L223 147L225 148V145H228V143H225L224 142ZM48 141H49V138H48ZM56 143L59 144V141H57ZM81 144H83V145L86 144V145L82 146ZM96 144H97L96 142H95V144L93 143V146L94 145L96 146ZM263 144H264V131L261 134L259 141H257L254 144L245 146L244 148H242L237 153H234V154H231V155H228L227 156V163H226V166H225V168H226L225 169L226 170L225 172L226 173H229L232 170H234L235 168L239 167L240 164L245 163L246 160H247V158H248V156H252L254 154L253 152L257 148H261V146ZM1 145H0V151H1V149H3V146H1ZM26 145H28V144L26 143L25 145H22V147L19 149V151H17V152L15 151L16 153L15 152L14 153L11 152L9 154V156H7V153H3V154H6V159L8 158L9 160L11 158V154L13 155L12 157H14L15 154H16V156L14 157L15 159L16 158L18 159V158L21 157L19 160L16 159V161H14L15 160L14 158H11V159H14L13 161L12 160L11 161H8V159L6 161L4 159L5 162H6V164L8 162H10L9 163V165H10L11 162H15L12 165H14V164L16 165V164H18L22 160V158L24 160V156H23L24 153L23 152L21 153V151H22L21 149L23 147L25 148ZM87 146L90 147L92 145L88 144ZM26 147H28V146H26ZM119 147H120V145L117 148H119ZM24 148H23V151H24ZM72 148H74V149H72ZM47 149H46V151H48ZM50 149H55L54 151L52 150L54 152L53 154H52V151ZM78 149H75V151L78 150ZM85 149H87V148H85ZM18 153H19V155H20V153L22 155L20 157H17V156H19ZM34 153H33V155H34ZM76 153H78V152H76ZM27 155H26V157H28ZM0 156H1V154H0ZM50 156L52 157V160L50 159ZM53 157H54V161H53ZM31 158H33V157H31ZM57 159H58V155H57ZM2 160L0 161V174L2 172V174H1L2 177L1 176L0 177L3 180V176H4L5 171L7 169H6V166H4V164L2 163L4 160L3 161ZM26 160H28V159H26ZM34 160H35V158L33 159V161ZM42 160L39 163H42ZM51 162H52V164L54 162V164L53 165H49ZM1 164H3L4 167H2ZM9 165H7L8 168L10 166H12V165H10V166ZM2 168H5V169H2ZM262 173H263L262 174V177H263L264 170H263ZM211 178H212V176L208 177L207 180H210ZM261 185H262V182H256V183L253 184V187L254 188H256L257 186L260 187ZM6 189L8 190V191L6 190L8 193H10L9 190H12L11 189V186L9 187V189L8 188H6ZM126 190H128V189L126 188ZM6 191H5V189H4L3 192L0 191L1 194L3 193L2 195L0 194L1 195L0 199H2V198L5 197V192ZM13 191H11V193ZM7 192H6V196H7ZM155 194L158 195V196H160V197H162V198L165 197L166 194H165L164 187L160 186L155 191ZM14 195L16 196V193H14V192H13L12 195L8 194V196H10L9 198H12L11 200H13V198H15ZM17 195H19V194H17ZM20 197H21V195L19 196V198L16 197V199L19 200ZM160 206L161 205H159L158 208H162ZM76 209H79V208H76ZM132 209L133 210H131V213H127L126 215H128V214L134 215L135 213H137V212L140 211L139 209H137V206H133ZM75 210H74V212L72 214H75V213H78V212L80 213V209H79V211L77 210L78 212L75 211ZM85 214H87V213H85ZM165 215L166 214H163V216H162V218L164 217V220H166V217H168V216H165ZM86 216H88V215H86ZM128 220L129 219L127 217H124L123 219H121L118 223H116V225H114L113 227L109 228L105 232V234H103L102 238H100L99 240L96 239L93 242L91 236L85 235V236H82V237H79V238H76V239H71V240H69V242H67V243L65 242L66 244H62L60 246H57V248H53L52 251H56V252H60V253H62V252H73V254H75V252H77V254L79 253L77 256L81 255V256H79L80 257L79 260L81 261V262L79 261L80 264L81 263L82 264H86L88 262V260H91V258L94 255H97L98 254V253H96L97 250L91 251V249H96L100 244H102L103 240L106 242L108 240V238H110V240H113L111 238H115L116 239V237H118L117 239H122V237L124 238L127 235H129L130 232L133 233L135 231L133 228H131L129 226ZM164 220H162L161 222H163ZM191 226H193V225H191ZM132 229L134 230L133 232H132ZM174 242L176 244H179L181 241H174ZM92 254H93V256H92ZM112 262L113 261H111V263ZM116 262L117 261H115L114 263H116ZM124 262H122V263L124 264ZM122 263L120 262L119 264H122ZM107 264H110V263L108 262ZM117 264H118V262H117Z\"/></svg>","mask_w":264,"mask_h":264}]
</instances>
